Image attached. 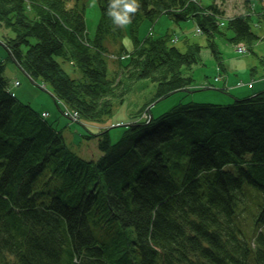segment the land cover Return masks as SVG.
Returning <instances> with one entry per match:
<instances>
[{"label": "trees", "instance_id": "16d2710c", "mask_svg": "<svg viewBox=\"0 0 264 264\" xmlns=\"http://www.w3.org/2000/svg\"><path fill=\"white\" fill-rule=\"evenodd\" d=\"M202 1L96 0L90 39L84 0H0V44L6 61L50 86L56 104L102 122L138 80L156 84L154 101L208 88H192L182 70L199 63L203 48L222 66L217 38L249 47L259 40L255 10L244 7L220 27L225 0ZM163 14L194 20L205 46L186 42L181 51L168 33L136 37L143 20ZM111 54L119 62L109 77ZM4 62L0 264H264V90L226 105L178 103L156 119L137 120L138 111L115 142L109 130L97 134L100 156L86 161L11 92Z\"/></svg>", "mask_w": 264, "mask_h": 264}, {"label": "rangeland", "instance_id": "374dc122", "mask_svg": "<svg viewBox=\"0 0 264 264\" xmlns=\"http://www.w3.org/2000/svg\"><path fill=\"white\" fill-rule=\"evenodd\" d=\"M202 2L210 3L211 1L203 0ZM84 4L86 34L92 39L99 20V9L96 0H84ZM217 4L225 12L224 19L219 25L220 27L224 25L227 18L243 14L245 12L244 7H248L247 4H249L250 9L255 10L252 14L250 26L252 31L259 37V40L249 47L242 42L228 45L223 38H217L216 44L220 51L224 72L221 69L222 66L215 62L210 52L205 48L200 52L199 63L193 65L190 69L184 68L182 70L185 76L193 79L192 88H208L197 89L192 92L179 91L154 101L156 84L147 79L138 80L120 102H115L112 105L111 114L102 122L76 119L75 117L78 116L72 110L65 108L61 104H56L48 84L42 83L39 79L31 82L25 74L15 68L14 63L9 60L6 61L7 52L1 44L0 62L5 61L4 75L8 80L11 92L21 102L29 104L40 115L46 113L47 122L61 131L65 145L70 151L84 160L96 159L99 157L100 152L95 136L104 130H109L110 140L115 142L124 132V124L133 121L134 119H131V117L138 111L140 113L137 120H144L146 114L156 119L172 110L178 103L226 105L234 99H238V97H233V92L238 93L245 90L241 95L250 96L251 94L249 93L252 91L247 89L246 84L254 83V89H256L257 83L264 80V16L258 17L264 1L225 0L224 3ZM124 28L125 34L122 43L130 50L132 43L128 25L124 24ZM196 31L197 25L194 20L190 19L175 23L168 15L163 14L154 21L143 20L138 26L136 37L142 40L147 35L159 37L168 33L172 37L173 44L183 51L186 42L205 46L206 38L204 34H198ZM5 34H7V30L1 28L0 42L4 41L3 35L5 36ZM238 49H241V51ZM126 56L122 55L119 57L123 63ZM56 60L70 78L80 80L82 75L77 68L70 66L67 62H62L60 58H56ZM118 62L117 55L111 54L107 58V73L109 77ZM252 69H254L253 76L251 75ZM15 80L19 81L20 85H13ZM227 169H230V167H227ZM254 191L251 188V192Z\"/></svg>", "mask_w": 264, "mask_h": 264}, {"label": "crops", "instance_id": "0c3cea01", "mask_svg": "<svg viewBox=\"0 0 264 264\" xmlns=\"http://www.w3.org/2000/svg\"><path fill=\"white\" fill-rule=\"evenodd\" d=\"M246 86H247V89L252 91L249 94H254V93H257V92H260V91L264 90V80H262L261 82L257 83V85H256L257 88L256 89H254L255 88V84L254 83H247ZM244 92H245V90L244 91H240L238 93L237 92H233L232 95H233V97H238V98L245 97L246 95H241Z\"/></svg>", "mask_w": 264, "mask_h": 264}, {"label": "water", "instance_id": "95a60500", "mask_svg": "<svg viewBox=\"0 0 264 264\" xmlns=\"http://www.w3.org/2000/svg\"><path fill=\"white\" fill-rule=\"evenodd\" d=\"M130 125H132L131 123H128V124H125L124 126L125 127H128V126H130Z\"/></svg>", "mask_w": 264, "mask_h": 264}, {"label": "built area", "instance_id": "2783aa9c", "mask_svg": "<svg viewBox=\"0 0 264 264\" xmlns=\"http://www.w3.org/2000/svg\"><path fill=\"white\" fill-rule=\"evenodd\" d=\"M239 51H241V49H238ZM75 115H76V113H75Z\"/></svg>", "mask_w": 264, "mask_h": 264}]
</instances>
